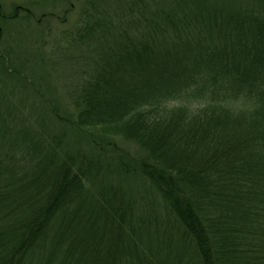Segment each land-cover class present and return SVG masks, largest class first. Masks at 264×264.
<instances>
[{"label": "trees", "instance_id": "1", "mask_svg": "<svg viewBox=\"0 0 264 264\" xmlns=\"http://www.w3.org/2000/svg\"><path fill=\"white\" fill-rule=\"evenodd\" d=\"M116 5L66 108L0 50V264H264V0Z\"/></svg>", "mask_w": 264, "mask_h": 264}, {"label": "rangeland", "instance_id": "2", "mask_svg": "<svg viewBox=\"0 0 264 264\" xmlns=\"http://www.w3.org/2000/svg\"><path fill=\"white\" fill-rule=\"evenodd\" d=\"M116 1L117 7L121 0H0L1 12H11L16 5L26 3L34 13L32 17L12 22L18 32L10 36L4 34L0 50L7 46H11L13 51L16 49L18 53L14 51L10 58L6 56L7 61L16 62V58L18 62L24 61L22 72L33 80L34 74L47 99L66 108L70 105L69 93L81 83L84 72V48L73 43L72 34L90 7L102 8L101 11L113 10ZM42 12H52L53 16H41ZM135 186H132V195L138 199L140 184Z\"/></svg>", "mask_w": 264, "mask_h": 264}]
</instances>
